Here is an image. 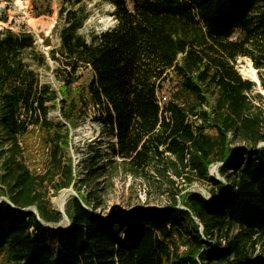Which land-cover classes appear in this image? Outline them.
Returning <instances> with one entry per match:
<instances>
[{
  "label": "trees",
  "instance_id": "16d2710c",
  "mask_svg": "<svg viewBox=\"0 0 264 264\" xmlns=\"http://www.w3.org/2000/svg\"><path fill=\"white\" fill-rule=\"evenodd\" d=\"M56 1L47 56L32 34L0 31V196L14 206L0 201V264H264V100L235 67L247 57L264 68V0ZM95 1L114 6L116 23L86 39ZM47 59L57 89L31 67ZM56 106L59 122L48 118ZM87 117L113 138V158L98 165L93 152L77 180L64 149ZM34 133L46 151L39 171L27 163ZM213 163L224 182L209 176ZM119 169L164 181L167 204L103 212L98 178ZM69 187V227L41 225L62 221L47 189Z\"/></svg>",
  "mask_w": 264,
  "mask_h": 264
},
{
  "label": "rangeland",
  "instance_id": "374dc122",
  "mask_svg": "<svg viewBox=\"0 0 264 264\" xmlns=\"http://www.w3.org/2000/svg\"><path fill=\"white\" fill-rule=\"evenodd\" d=\"M46 2L50 3L53 11L52 14L36 16L35 7ZM126 2L129 8H131V0H126ZM88 7L90 9V16L79 31L86 39L89 38L91 32H101L115 25V8L112 4L95 1L91 2ZM56 12V0H35L33 2L30 0H0V31L10 30L15 33L25 31L32 34L35 38L37 50L47 56L48 50L58 44L57 34L53 31V26L56 21ZM239 36L240 32L236 31L230 39H237ZM46 39H48L50 45L44 43ZM47 60L48 68L36 67L34 64H31V67L37 72L41 82L49 84L53 89H57L59 81L53 72L56 62L50 59ZM235 67L242 79L254 83L255 92L260 93L264 100V68L260 71L256 70L247 57H239L236 60ZM244 72L248 74L252 73L254 77L245 76ZM88 75V69H82L79 82L86 80ZM48 118L54 122L61 121L58 106L50 108ZM112 139L113 138L100 133L98 124L90 117L82 120L75 128L69 131V140L67 147L64 149V158L66 162H71L72 172L77 180L83 178L88 172L86 170V164L89 163L88 160L93 152L98 151L102 154V158L96 162L98 165L107 164L108 160L113 158L110 157L107 147ZM26 141L28 143L27 147L29 152L27 163H29L32 170L39 171L44 166L46 151H42L36 133L29 135ZM220 166L221 164L213 163L209 168V176L224 182L222 176L218 172V167ZM104 180L105 175H101L98 178V181H103L105 185L102 191L105 199V208L103 209L105 213L112 209L117 211L129 207L151 209L153 207H162L167 204V198L162 194L163 191L165 192L168 190L166 189L164 181L155 179H149L148 182L146 180L143 181L129 174L125 175L120 169L114 172L113 177L107 179V181ZM90 184L91 183L85 184V187H82L83 190L89 188ZM65 189H72L74 191L72 187L62 190ZM202 189L205 190L204 187L198 183H194L189 187V190L201 193L203 191ZM62 190L54 192L51 188L47 189V198L53 210L58 211L53 203V199L56 198ZM70 196L71 194L69 193L65 205ZM1 197L3 196H0V198ZM66 225L67 222L63 219L57 224L50 223L47 226H51V228L52 226H61L65 229ZM262 248H264V244L261 245V248H258V250ZM1 258L0 256V260Z\"/></svg>",
  "mask_w": 264,
  "mask_h": 264
},
{
  "label": "water",
  "instance_id": "95a60500",
  "mask_svg": "<svg viewBox=\"0 0 264 264\" xmlns=\"http://www.w3.org/2000/svg\"><path fill=\"white\" fill-rule=\"evenodd\" d=\"M261 146H264V143H263V142L259 143V145H258V147H261ZM221 165H222V164H221ZM67 190L70 191V194H71L72 196H76V193H75L72 189H67ZM202 190H203V189H202ZM200 193H201V192H200ZM201 194H202L206 199H210L208 193H207L205 190H203ZM0 201H5L6 203H8V204H10L12 207H14V206L9 202V200H7L5 197H1V198H0ZM24 210H31L34 214H36L37 219L40 220V218L38 217L37 210H36V208H35L34 206L27 207V208H25ZM58 212L61 213V215H62V220H63V219L66 220V222H67L66 228H68L69 225H70V220L68 219L67 215L64 213V210H58ZM40 223H41V225H43V226H45V227H49V226H47L48 224L42 222L41 220H40ZM49 228H51V226H50ZM61 228H63V227H61V226H55V227L52 226V229H61Z\"/></svg>",
  "mask_w": 264,
  "mask_h": 264
},
{
  "label": "bare ground",
  "instance_id": "6f19581e",
  "mask_svg": "<svg viewBox=\"0 0 264 264\" xmlns=\"http://www.w3.org/2000/svg\"><path fill=\"white\" fill-rule=\"evenodd\" d=\"M244 75L248 77H254L252 73L248 74L247 72H244ZM69 193L70 191L67 189L62 190L59 195L53 199V203L58 210H64L65 202L68 198Z\"/></svg>",
  "mask_w": 264,
  "mask_h": 264
},
{
  "label": "built area",
  "instance_id": "2783aa9c",
  "mask_svg": "<svg viewBox=\"0 0 264 264\" xmlns=\"http://www.w3.org/2000/svg\"><path fill=\"white\" fill-rule=\"evenodd\" d=\"M164 99V98H163Z\"/></svg>",
  "mask_w": 264,
  "mask_h": 264
}]
</instances>
